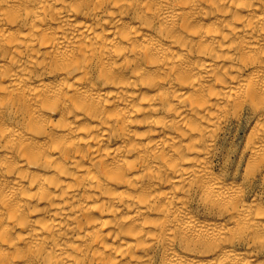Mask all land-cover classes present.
<instances>
[{
	"label": "bare ground",
	"instance_id": "bare-ground-1",
	"mask_svg": "<svg viewBox=\"0 0 264 264\" xmlns=\"http://www.w3.org/2000/svg\"><path fill=\"white\" fill-rule=\"evenodd\" d=\"M0 264H264V0H0Z\"/></svg>",
	"mask_w": 264,
	"mask_h": 264
}]
</instances>
